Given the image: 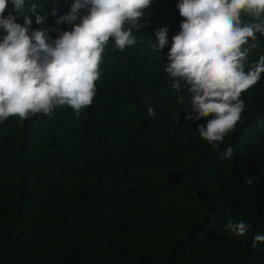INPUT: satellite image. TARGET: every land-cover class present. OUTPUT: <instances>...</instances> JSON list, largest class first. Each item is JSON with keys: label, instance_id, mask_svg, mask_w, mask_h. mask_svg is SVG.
<instances>
[{"label": "trees", "instance_id": "16d2710c", "mask_svg": "<svg viewBox=\"0 0 264 264\" xmlns=\"http://www.w3.org/2000/svg\"><path fill=\"white\" fill-rule=\"evenodd\" d=\"M74 3L25 0L22 13L9 3L4 15L22 25L28 16L30 32L55 40L72 30L60 18ZM179 3L152 0L142 27L125 25L137 42L123 52L109 41L93 103L79 116L65 105L51 117L0 121V264H264V242L251 246L264 235V73L241 94L236 128L213 147L197 130L212 117L186 119L193 93L183 83L176 91L165 71L184 19ZM161 28L168 43L157 51ZM256 37L245 71L264 56V34ZM229 221L249 229L237 236Z\"/></svg>", "mask_w": 264, "mask_h": 264}, {"label": "clouds", "instance_id": "9594fccd", "mask_svg": "<svg viewBox=\"0 0 264 264\" xmlns=\"http://www.w3.org/2000/svg\"><path fill=\"white\" fill-rule=\"evenodd\" d=\"M9 3L16 12L25 9V0H0V29L6 33L0 40V121L13 116L25 120L38 113L51 117L57 106L65 105L79 116L93 103L109 41L121 52L134 46L132 27H142L152 0H75L71 13L60 18L73 28L55 40H50L47 29L30 32L28 16L23 25L11 12L5 17ZM177 7L184 19L172 37L165 71L176 91L183 83L193 93L186 119L212 117L197 130L215 147L241 119L245 108L241 94L264 73V56L245 71L250 50L257 48L250 40L264 34V0H180ZM36 8L33 3L31 10ZM81 10L87 11L82 18ZM242 14L251 20L243 21ZM43 20L36 14L38 24ZM126 24L132 27L126 29ZM155 35L156 50L165 48L168 29ZM148 114L155 115L151 107ZM223 155L231 159L233 149L227 148ZM227 228L243 237L249 225L229 221ZM262 242L264 235L256 234L251 246Z\"/></svg>", "mask_w": 264, "mask_h": 264}]
</instances>
